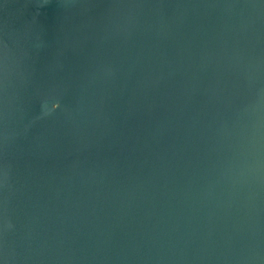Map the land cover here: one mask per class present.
Instances as JSON below:
<instances>
[{
    "label": "water",
    "instance_id": "95a60500",
    "mask_svg": "<svg viewBox=\"0 0 264 264\" xmlns=\"http://www.w3.org/2000/svg\"><path fill=\"white\" fill-rule=\"evenodd\" d=\"M0 264H264V0H0Z\"/></svg>",
    "mask_w": 264,
    "mask_h": 264
}]
</instances>
